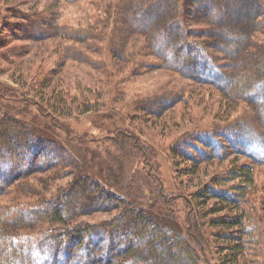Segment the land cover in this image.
Instances as JSON below:
<instances>
[{"label":"trees","instance_id":"16d2710c","mask_svg":"<svg viewBox=\"0 0 264 264\" xmlns=\"http://www.w3.org/2000/svg\"><path fill=\"white\" fill-rule=\"evenodd\" d=\"M15 2L0 0V78L15 85L0 82V264H264V0ZM57 2L83 5L66 18ZM71 64L92 67L90 81ZM158 69L190 86L125 106L128 84ZM192 87L216 93L217 110L164 142L166 111ZM81 116L120 153L113 165L93 167L97 142L58 121ZM167 156L194 176L181 193L160 174Z\"/></svg>","mask_w":264,"mask_h":264},{"label":"rangeland","instance_id":"374dc122","mask_svg":"<svg viewBox=\"0 0 264 264\" xmlns=\"http://www.w3.org/2000/svg\"><path fill=\"white\" fill-rule=\"evenodd\" d=\"M15 5L14 7L18 6L19 9H27L31 3L37 4V7L39 4H42L40 1L43 3H51L50 5L56 4L55 0H33L34 2H28L30 0H27L26 5H24L23 1L21 0H15ZM52 1V2H51ZM83 4H71V5H61L60 3L57 2V7L58 9L60 8L62 10V13L64 17L70 18L71 15L75 14L78 12L80 7H82ZM222 45H225L229 47V44H226V42H219ZM232 49V47H230ZM66 72H68V75H78L81 79H84V81L89 80L93 72H95L92 67L90 68L89 66H76V65H68L65 69ZM97 74V73H96ZM9 75H4L3 77L0 78V82L3 83L6 86L9 87H15L14 84L10 81ZM135 78V77H134ZM182 86L184 88L189 87L190 85L188 84V81L177 75L174 72H168V71H163V70H149L147 71L143 76L141 77H136L133 79L127 87L126 95L124 96L125 101L124 104L127 106V104H130L131 97H140L148 94H152L156 90H180L182 89ZM200 101V106L201 110L198 115V113H194L191 107V103L195 101V103H198ZM220 102V97L216 93H212L209 96L205 95V93H201L200 89L198 87H192L190 91V96H189V104L185 106L184 108L183 105H178L172 109H169L166 111L167 121H172V124L167 126L166 128H163L160 131V135L163 137L164 142L170 138V137H175L178 135V133L184 132L194 126H207L208 122L211 117V110H217V104ZM244 106V105H243ZM186 109V111H185ZM190 109V112L187 110ZM128 109L127 111H129ZM197 110V109H196ZM35 109L32 108L28 114L29 118V123L33 129L39 130V128L42 127V125L45 123V121L41 118L40 114L36 116V118H30L31 113L33 115L35 114ZM126 111V112H127ZM238 112L243 114L245 110H242V107L240 105L238 106ZM179 116V118H177ZM58 121L62 123H66L69 125V129L72 131V133H75L76 135H80L81 137L84 136L85 140L88 137H91L92 140H94L97 143H90L88 146L90 147V150L93 152L89 153V162H91L92 166L97 168L100 164L104 165H113L114 164V158L119 157L118 152L116 150L112 149V147L108 146L107 144L102 143V138L103 134L99 133V129L95 127L93 123L88 121V118L86 116H81L77 118H73L71 120H65V119H58ZM48 122V121H47ZM162 123V121H160ZM39 124V125H38ZM154 125V124H151ZM39 127V128H38ZM196 128V127H194ZM55 136H57L59 139L64 138L66 135L62 131H54ZM88 140V139H87ZM150 141V140H149ZM99 143V145H98ZM92 153V154H91ZM121 156V155H120ZM120 160V159H119ZM122 162V161H121ZM177 166H173L171 158L169 156L165 157L161 162H160V174L162 175L166 185H173L174 191L180 192L182 187L177 184V180H186L188 181L189 179L194 180V176H190L187 178L185 175H183L184 171H188V163L183 162L181 159L177 160ZM123 165H126L124 162H122ZM214 165V164H213ZM205 165H202L201 167H204ZM224 166V164H222ZM263 168H258L257 171V183L260 184L262 179V173H263ZM177 171V172H176ZM208 167H205L202 169V173L199 176L201 180L204 178L208 177ZM127 173V171H126ZM256 174V172H254ZM177 175L178 179H177ZM64 179L60 180L62 182ZM204 181V180H203ZM193 181H189L187 183H184V186H187L190 191L194 190V187L192 186ZM237 182H232V181H226V184H222L223 186H232L233 184H236ZM172 189V188H171ZM181 193V192H180ZM264 198V197H262ZM183 202V201H182ZM181 202H178V205L180 206ZM193 206L194 202H193ZM111 213H95L90 216L84 217L83 219L90 222L94 223L97 222L101 219H108ZM180 217L185 216V211H182L181 213L179 212ZM52 225H48L46 223L41 224V229L46 231L47 229H50ZM211 263L212 264H218V261L216 260V256L212 253L211 254Z\"/></svg>","mask_w":264,"mask_h":264}]
</instances>
